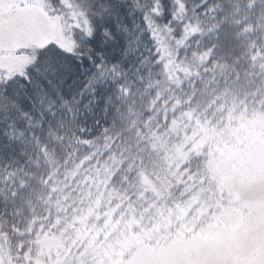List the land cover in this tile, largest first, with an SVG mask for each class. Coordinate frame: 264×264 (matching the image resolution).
<instances>
[{
  "label": "trees",
  "instance_id": "trees-1",
  "mask_svg": "<svg viewBox=\"0 0 264 264\" xmlns=\"http://www.w3.org/2000/svg\"><path fill=\"white\" fill-rule=\"evenodd\" d=\"M23 2L85 24L0 74L5 264H51L47 239L55 264H129L122 243L174 250L263 218L228 190L264 163V0ZM132 121L144 139L96 140Z\"/></svg>",
  "mask_w": 264,
  "mask_h": 264
},
{
  "label": "rangeland",
  "instance_id": "rangeland-1",
  "mask_svg": "<svg viewBox=\"0 0 264 264\" xmlns=\"http://www.w3.org/2000/svg\"><path fill=\"white\" fill-rule=\"evenodd\" d=\"M16 1L0 0V74L3 75L6 72L11 75L28 64L30 58L18 56L16 51L41 47L53 41L68 49L67 32L85 24L83 13L79 17V13L71 11L68 21L66 18L50 19L42 9L33 5L34 2L22 6L23 0H19L17 6ZM72 6L74 4H68L69 9ZM255 168L252 181L234 182L228 191L232 198L245 204L264 206V163ZM131 244L135 250L139 249V253L129 264H264V215L245 232L232 233L225 239L183 244L174 250H144L133 242L120 246L127 250ZM57 247L55 240H45L42 258L48 256L51 264L59 262L63 254L56 252ZM0 264H5L1 254Z\"/></svg>",
  "mask_w": 264,
  "mask_h": 264
},
{
  "label": "clouds",
  "instance_id": "clouds-1",
  "mask_svg": "<svg viewBox=\"0 0 264 264\" xmlns=\"http://www.w3.org/2000/svg\"><path fill=\"white\" fill-rule=\"evenodd\" d=\"M145 127H148V125L145 124ZM141 131L142 129L137 126L136 121H132L131 125L124 126L117 125L115 122H113L112 125L104 128L103 133L101 136L97 137L96 140H103L105 144L111 142L109 146L115 145L118 148L120 147L119 142L134 143L135 138L138 136H140L141 139H144V137L141 136Z\"/></svg>",
  "mask_w": 264,
  "mask_h": 264
}]
</instances>
